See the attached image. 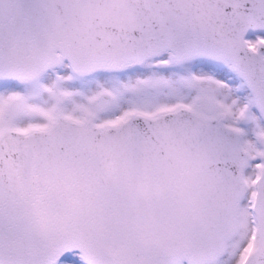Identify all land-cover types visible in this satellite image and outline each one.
<instances>
[{
	"label": "snow or ice",
	"instance_id": "obj_1",
	"mask_svg": "<svg viewBox=\"0 0 264 264\" xmlns=\"http://www.w3.org/2000/svg\"><path fill=\"white\" fill-rule=\"evenodd\" d=\"M0 264H264V0H0Z\"/></svg>",
	"mask_w": 264,
	"mask_h": 264
}]
</instances>
